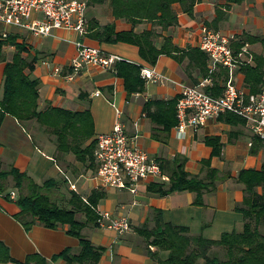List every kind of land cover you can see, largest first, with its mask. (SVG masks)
Instances as JSON below:
<instances>
[{"label": "crops", "instance_id": "crops-1", "mask_svg": "<svg viewBox=\"0 0 264 264\" xmlns=\"http://www.w3.org/2000/svg\"><path fill=\"white\" fill-rule=\"evenodd\" d=\"M174 8L179 16L178 26L163 31L151 23H142L135 26V32L140 34L154 29L157 49H162L169 38L181 52L200 49L204 28L234 37V51L235 42L246 35L264 38V0H243L240 3L200 0L194 17L183 13L180 5ZM88 21V31L84 36L74 31L55 30L51 37H35L27 31L11 30L12 35H17L18 41L29 48L31 57L37 59L35 71L31 75L39 81V110L46 111L53 107L73 113L90 111L93 127L86 128L90 136L83 144V149L97 141L100 134L112 132L116 123L121 121L126 126L128 136L138 134V145L161 164L182 157L186 159V171L191 176L204 178L207 169L203 162L210 160L211 168L219 171L222 177L217 182L216 190L205 192L203 205H198L197 194L194 192H174L168 196L149 192L152 183L161 182L158 179L142 182L138 195L124 189L105 188L96 179L97 147L93 158L89 155L86 160H79L74 153L59 152L56 136L36 121L21 124L13 117L5 119L0 131V167L6 170L16 167L39 184L55 179L58 189L54 196L63 208H69L72 191L84 200L94 191L103 192L105 197L98 206L102 221L110 224L112 220L126 217L131 223V230L124 234L101 226L84 230L85 236L95 246L105 248L99 264H160L150 254L158 249L148 246L145 238L137 232V229L145 225L150 228L155 226L157 211L162 213L165 222L186 227L193 236L219 240L225 233L242 232L245 222L237 207L244 201L245 186L238 182V177L241 171L261 170L264 164V149L256 155L251 154L253 132L246 125H231L220 119L210 120L198 132L189 130L184 137L179 135L178 125L169 132L164 130L160 116L175 118L176 105L154 104L147 109V104L178 101L182 85H200L207 78L198 69L187 72L189 59L181 64L163 54L156 65H151L141 57L140 49L135 45L105 44L94 39L92 34L95 22L102 27L114 23L117 32L133 30V26L126 20L113 17L109 2L90 5ZM4 30L5 27L0 25V36ZM79 41L123 57L129 63L154 69L168 77L170 82H147L143 93L130 96L123 77L93 65L85 66L74 75L73 80H69L67 76L74 74L71 64L77 57L76 43ZM246 45L250 54L244 59L250 60V65L256 64V57L264 58L262 43ZM208 63L211 68L210 60ZM5 67L6 64H0V99L4 93ZM56 67H63L64 75H56ZM224 71H228V81L232 78L238 87L251 93L245 85L246 76L241 67L233 71L221 67L214 74L210 73L211 82L206 88L213 86L214 79L224 85ZM117 108L122 111L121 118H118ZM151 115L160 121H153ZM213 137L220 139L221 156H213V147L206 143V139ZM69 142L73 144L74 139L71 137ZM166 175L170 177L169 173ZM19 212L20 208L14 200L0 198V241L9 248L14 259L25 261L29 255L40 254L49 264H67L64 260H51L66 249L79 250L80 241L68 235L65 228L51 230L37 224L27 231L15 218ZM78 218L84 220L85 217L78 215ZM168 255L166 251H159L160 259L164 260Z\"/></svg>", "mask_w": 264, "mask_h": 264}, {"label": "trees", "instance_id": "trees-1", "mask_svg": "<svg viewBox=\"0 0 264 264\" xmlns=\"http://www.w3.org/2000/svg\"><path fill=\"white\" fill-rule=\"evenodd\" d=\"M200 0H90L89 5L105 4L109 2L112 15L116 20H126L133 26V30L117 32L114 23L105 27L95 22L92 37L101 43L132 44L140 49L141 57L151 65H156L159 57L167 54L183 63L189 59L187 72L192 69L200 70L204 78H209V57L197 49L181 52L167 38L162 49H157L154 39L157 34L153 30L136 33L135 26L142 23H151L153 27H161L167 31L171 27L179 25V16L175 5H180L183 13L190 17L195 16V8ZM240 3L243 0H229ZM89 27V21H88ZM17 35H10L7 39L0 37V64H6L4 93L0 99V131L7 117H13L19 123L36 121L41 127L56 136L58 151L61 153H74L79 160H86L90 155L93 158L97 141L83 149V144L89 138L87 127H93V118L90 111L73 113L60 108H49L46 111L39 110V81L32 78L37 59L31 57L29 48L20 43ZM260 42L264 46V38L245 36L235 42V53L238 54L248 43ZM13 48L12 58L8 53ZM27 55V56H25ZM255 58V57H254ZM255 65H243L241 71L246 76L245 85L252 94H258L264 88V58L256 57ZM117 76L126 81V90L130 96L143 93L147 82L142 78V66L129 62L116 65ZM225 84L228 83V71ZM224 84V85H225ZM224 85L216 79L212 87L206 88V92L213 96H221ZM170 106L178 104V101L166 103H149L152 105ZM167 106V107H168ZM158 120L151 115L153 121H160L164 130L169 132L179 124L177 112L175 118L161 115ZM218 119L231 125H246V122L234 114H226ZM74 139L73 144L69 142ZM207 145L213 147V156H221L222 145L218 137L206 139ZM264 149V139L254 135L251 154L256 155ZM164 172L169 173L168 182L152 183L148 191L160 196H168L174 192H194L197 194L198 205H203L205 192L214 191L217 182L222 180L220 172L211 168L210 160L203 162L207 169L204 178L191 176L186 171V159L178 157L171 163L161 164ZM165 173V174H166ZM14 181V188L18 190L19 198L16 200L20 212L15 218L30 231L35 225L41 224L47 229L58 230L65 228L67 234L80 241L78 251L66 249L52 258V262L64 260L67 264H99L105 252V248L95 246L84 234L88 227H100L102 216L98 206L105 194L94 191L84 200L77 192H71L69 208L59 206L58 198L54 196L58 189L55 179H49L43 184L36 183L26 173L16 167L9 170L0 167V198L13 201L11 193H8L10 179ZM224 178H227L224 176ZM238 182L245 186V198L237 211L244 217L242 232L233 231L225 233L219 240L206 239L203 236H193L186 227L175 226L164 221L162 213L156 212L155 226L150 228L145 225L137 232L145 238L148 246L158 249L150 253L160 264H264V164L261 170H243L240 172ZM78 215H84L80 220ZM159 251L169 253L166 259L159 258ZM0 264H49V261L40 254L29 255L25 261H19L11 256L9 248L0 241Z\"/></svg>", "mask_w": 264, "mask_h": 264}, {"label": "built area", "instance_id": "built-area-1", "mask_svg": "<svg viewBox=\"0 0 264 264\" xmlns=\"http://www.w3.org/2000/svg\"><path fill=\"white\" fill-rule=\"evenodd\" d=\"M90 0H0V25L5 27L1 36L7 39L11 30L27 31L35 37H51L55 30H69L85 35L88 31V13ZM234 37L218 31L203 29L200 49L210 60V73L219 68L230 71L249 64L244 57L250 54L244 46L236 54L232 43ZM78 54L73 59V75L85 66L93 65L117 74L116 65L128 62L123 57L109 54L99 47H93L83 41L76 43ZM50 66V63L47 62ZM58 76L64 75L63 67H56ZM141 76L146 82L165 84L170 79L154 69L142 67ZM211 77L200 85H182L181 96L177 104L179 124L177 131L184 137L189 130L198 132L210 120L226 114L241 117L254 135L264 139V88L258 94H252L238 87L232 78L228 81L221 96L206 92ZM100 95V92H97ZM118 118L122 111L117 108ZM139 135L129 137L126 126L118 121L112 132L97 137L95 159L98 164L96 179L105 188L128 190L138 195L142 182L158 179L168 182L159 161L152 158L138 145ZM16 200L15 192L11 193ZM101 227H107L124 234L131 230V223L126 217L112 220L110 224L100 221Z\"/></svg>", "mask_w": 264, "mask_h": 264}, {"label": "rangeland", "instance_id": "rangeland-1", "mask_svg": "<svg viewBox=\"0 0 264 264\" xmlns=\"http://www.w3.org/2000/svg\"><path fill=\"white\" fill-rule=\"evenodd\" d=\"M13 54H14V50H10L9 53H8V57L12 58ZM8 185H9L8 193L15 192L16 200H18V198H19L18 190H16L14 188V182L12 181V179H10V182L8 183ZM16 200H14V201L16 202Z\"/></svg>", "mask_w": 264, "mask_h": 264}]
</instances>
